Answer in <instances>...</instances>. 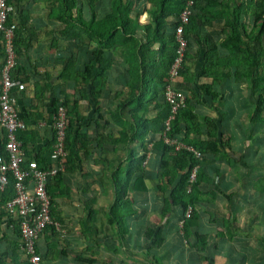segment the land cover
I'll list each match as a JSON object with an SVG mask.
<instances>
[{"label":"crops","instance_id":"1","mask_svg":"<svg viewBox=\"0 0 264 264\" xmlns=\"http://www.w3.org/2000/svg\"><path fill=\"white\" fill-rule=\"evenodd\" d=\"M84 1L88 4V17L91 15L90 0ZM256 2L238 0L236 6L232 2L226 13L227 27L221 26V23L224 24L220 21L222 17L210 12L199 17L200 8L197 14L200 27L190 35L192 48L188 49L187 67L192 73L194 101L201 103L198 107L205 116L224 118L221 126L225 142L221 146L223 157L208 161L221 170V176L215 175L216 184L213 187L216 203H206L207 208L200 209L199 219L192 222L196 227L194 229H198L206 240L207 249L204 251L188 244L183 238L185 228L180 210L161 216L164 199L172 186L168 184L169 179H157L162 154L152 153L151 137H145L143 141L129 138L134 133L133 126H130L133 121L129 116L130 109L119 107L130 93V89L124 85L129 66L124 63L120 51H113L108 83L111 93L97 103L85 92L89 85L84 83L81 76L80 83L74 87L76 82L70 62L73 48H52L57 29L62 24L53 17L49 6L51 2L22 0L20 4L15 3L18 10L14 15L18 26L16 38L20 48H15L17 57L13 71L23 85L13 90V97L18 112L22 113V119L27 124L26 129L19 132L28 141V157H33L34 153L46 156L53 149L55 133L52 119L56 99L69 101L70 106L77 102V112L74 113L72 109L70 112L72 117L74 113L82 119L76 128L80 129L76 144L81 150L79 158L74 168L66 167L63 183L54 193V217L63 225L65 232H58L54 227L44 230L36 245L41 264H145L150 260L146 252L151 246L145 231L156 222L163 226L165 239L161 246H152L150 252L162 264L170 262L166 251L168 245L176 246L178 254L185 257L183 264H210L208 259L213 256L214 264H228L230 258L240 256H244L247 264H259L256 256L257 261L252 260L250 251L259 252V231L254 234L245 230L253 227L259 229V218H254L252 214L259 212V153L264 149V142L259 143V133L264 132V125L251 122L255 96L250 85L239 83L234 77L222 81V72L216 74L218 78L211 75L219 61L231 70L236 68L232 65L233 58L227 48L231 31L239 33L241 41L238 44L230 39V48H247L246 43H250L252 48H259L256 43L259 37V21L255 19ZM133 4L137 9L135 14H139V26L144 29L151 22L150 10L153 6L148 0H133ZM111 5L112 0H101L97 17L108 13ZM232 5L237 7L233 12ZM22 15L28 21L25 22ZM232 24H235L234 29ZM242 39L244 45H241ZM3 40L0 33V90L6 57ZM60 42L64 43V40ZM154 51L159 53V48ZM154 61H160L159 54ZM205 68L209 71V77L200 78L199 74ZM150 115H154V112ZM3 137L5 131L0 126L2 148ZM145 146L148 152L142 166L143 180L138 179L136 183L133 178L131 181L136 188L143 182L146 191H134L129 185L130 202L126 207L130 215L124 222L125 235L123 231L121 233L118 222L111 217L116 195L114 172L120 168L124 171L130 161V153L140 156ZM255 168L257 171H254ZM208 199L212 200V196ZM6 224L10 222L5 219L0 228V264H14L12 259L17 254L18 264L24 263L26 257L20 238L14 233V227H9L7 231Z\"/></svg>","mask_w":264,"mask_h":264},{"label":"trees","instance_id":"2","mask_svg":"<svg viewBox=\"0 0 264 264\" xmlns=\"http://www.w3.org/2000/svg\"><path fill=\"white\" fill-rule=\"evenodd\" d=\"M7 1L13 4L15 8L14 12L8 17V23L15 22L17 24L14 15L18 10L15 3L20 4L22 0ZM47 1L51 2L49 6L52 8L51 13L53 17L62 24V27L57 29L56 41L55 44H51L52 48H73L70 62L71 67L73 66V80L76 82L74 87L76 88L78 83H80L79 76H81L84 83L89 85V88L85 92L89 93L97 103H100V99L105 97V95L111 93L108 89V83L110 81L111 64L114 59L113 51H120V54L124 58V63H127L129 66L127 69V82L124 85L130 89V93L126 100H122L119 104L120 109L124 107L130 109L129 116L133 120L130 122V126H133L134 133L129 138L130 140L143 141L145 137H151L153 141L152 153L157 152L162 154L158 165L159 172L156 175L157 179L160 181L169 179L168 184L172 186L167 197L164 199L165 206L163 207L161 216L165 217L168 214L176 212V210H180V218L182 220L185 218L186 206L188 204L193 205L192 217L184 220L183 227L185 230L183 238L186 239L188 244L199 248L200 251H204V249H207L206 240L198 229H194L196 227H194L192 222L199 219L200 209L206 207V203H216L217 197L213 194L215 191L213 187L216 184L215 175L221 176V170L215 167V165L208 163V161L209 159L220 160L223 157L221 146L225 142L221 126L223 125L222 121H224V118L215 115L205 116L198 107L201 103L194 101L195 91H192V73L187 67L188 49L192 48V43L190 42L192 31H195L194 29L198 30L200 27L198 26L197 17L200 8L199 17H202V14L210 12L222 17L220 21L224 24L221 23V26L227 27V9L230 8L232 2L236 6L238 0H194L189 23L184 26V36L187 38L188 43L173 85L177 90L185 94L186 105L171 122V129L168 135L184 145H191L198 149L202 153L200 160L185 147L177 149L174 145L166 143L162 137L165 121L170 114V107L167 105L164 96L165 85L168 82L170 70L179 56L180 43L177 39V25L187 0H148L153 8L150 10L151 22L144 29L139 26V14H135L137 9L134 7L133 0H112L110 11L102 17H97V9L100 6L101 0L99 3H97L98 0H90L89 7H91V10L89 12L91 15L88 17L86 15L88 4H85L84 0ZM203 2H206L208 6H205ZM202 3L204 8L201 6ZM256 3L257 11L255 19H257V22L259 21V37L257 38V42H255L259 44V48H252L251 44H245L243 39L241 45L245 44L247 48H230V39L238 44L241 41L239 33L231 31V34L229 33L228 35L229 42H227V48L233 58V61L231 60L232 65H235L236 68L235 70H231L226 64L219 61L220 63L217 62L214 65L215 69L211 72V75L218 78L216 74L222 72L224 73L222 81L225 78L234 77L237 82L250 85L255 96V99H253L255 108L250 118L251 122L253 124L264 125V0H257ZM235 6L231 7L232 12L234 8H237ZM21 18H24L25 22L28 21V18L23 15ZM231 26L233 29L235 28V24ZM228 27L230 26L228 25ZM17 35L18 26L15 33L14 48H20V44L16 38ZM61 40H64V43H61ZM158 48L159 53L154 51L156 49L158 51ZM152 52L157 54H151ZM61 54L63 57V52ZM158 54L160 61L155 62L154 60L158 57ZM79 65L81 67L76 68ZM199 75L200 78H208V69H203ZM13 77L15 79L18 78L15 72ZM197 87L202 88L200 85ZM210 102H215V100ZM69 103V101H64L63 99H56L54 108L63 105L67 110L65 142L67 155L64 161L67 168H74L76 159L79 158V153L81 152L80 148L76 146L79 141L78 134L80 129L76 130V128H78L80 124L78 126L77 124L81 123L82 119L74 114L77 112V102H73L72 106ZM70 109L74 112V117H72ZM151 112H154V115H150ZM19 117L22 119V113L20 112ZM75 130L77 134H75ZM20 133H18L19 138L27 151L28 141ZM5 139V137L2 138L1 144L5 142ZM147 148L146 146L144 147V151L140 156L130 153V161L125 168L126 170L124 169L123 171L120 168L119 172H114L116 195L111 210V217L113 221L118 222L119 226H121V233L123 231L125 235L127 234L123 226L128 215H130L126 207L130 202L128 200L129 185L134 191H146L143 182H141L142 185L136 188V185L134 186L131 180L135 178L136 183L138 179L143 180L141 172L148 152ZM52 150L46 156L34 153L33 157L30 158L27 151V158L28 160L36 159L42 168H49L52 165L50 156ZM0 151H3L1 145ZM3 153L6 152L3 151ZM30 155L31 153H29ZM196 165H198L196 179L190 183V172ZM64 171L59 172L48 183V192L51 197V213L54 219V216H56L54 215V193L57 192L63 183L62 180L65 177ZM189 186L191 191L188 190ZM15 193L14 178L11 176L7 190L0 195V228L2 221L8 220L10 224H6V229L8 231L9 227H14L12 229L20 238L22 249L23 241L19 222L7 212L5 207L6 203L15 196ZM209 196H212V200L208 199ZM252 215L254 218H259L258 230L254 227L253 229L247 228L245 230L254 234L256 231H259V243L257 244L259 252L254 253L252 249L250 250L252 252V260L254 259V262L257 261L254 258L256 256L259 264H264V183H259V212L256 215ZM145 237L151 244V246L149 245L148 252H146V256H149L150 260L145 262V264H162L150 252L152 246H161L165 239L163 226L160 225V222L148 226L145 231ZM194 239L195 243H193ZM15 250L17 252V248ZM12 260L14 264H18L19 254ZM246 261L244 256L238 258L232 257L228 264H233V262H235L234 264H247ZM208 262L214 264V256L209 257ZM20 264H25V262Z\"/></svg>","mask_w":264,"mask_h":264},{"label":"built area","instance_id":"3","mask_svg":"<svg viewBox=\"0 0 264 264\" xmlns=\"http://www.w3.org/2000/svg\"><path fill=\"white\" fill-rule=\"evenodd\" d=\"M193 4L194 0H187L177 25V39L180 43L179 56L170 70V76L165 85L164 96L167 105L170 107V114L165 121L162 137L166 143L174 145L177 149L185 147L200 160L202 153L198 149L191 145H184L168 135L171 122L186 105L185 94L177 90L173 82L183 61L184 50L188 43L184 36V26L189 23ZM14 9V5L7 0H0V33L3 35L6 48L0 91V126L4 129L6 138L2 149L6 153L0 151V195L7 190L12 176L16 193L6 203L5 207L7 212L19 222L23 241L22 250L26 257L25 264H41L42 259L36 249L41 234L49 227H54L61 233L65 232L63 225L52 216L48 183L59 172L66 169L64 159L67 155L65 148L67 110L63 105L58 106L52 119V127L55 133L54 146L50 155L52 165L49 168H42L36 159L28 160L27 152L18 135L19 131L26 129L27 124L19 117L13 97V90L23 85L20 79L13 77L17 57L14 48L17 24L15 22L8 23V17L14 12ZM197 169L198 165L191 170L190 183L195 181ZM188 190L191 191L190 186ZM193 210V205L188 204L186 206L184 220L192 217Z\"/></svg>","mask_w":264,"mask_h":264},{"label":"rangeland","instance_id":"4","mask_svg":"<svg viewBox=\"0 0 264 264\" xmlns=\"http://www.w3.org/2000/svg\"><path fill=\"white\" fill-rule=\"evenodd\" d=\"M260 130V128H259ZM264 131V129H262ZM264 142V132L259 133V143ZM264 144H262L263 146ZM261 146L260 149H262L263 147ZM263 153V154H262ZM259 154L260 158H259ZM258 154V158H259V173H260V177H259V183H264V149H262L260 151V153ZM254 171H257V168H255ZM169 246V245H168ZM166 247V251L168 253V257L170 258V262L171 264H183L185 261V257L183 255L178 254L179 251L177 249L176 246H169ZM170 262H168L167 264H170Z\"/></svg>","mask_w":264,"mask_h":264}]
</instances>
